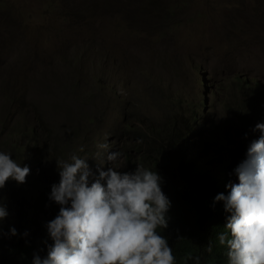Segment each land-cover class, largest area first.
Segmentation results:
<instances>
[{"label": "rangeland", "instance_id": "obj_1", "mask_svg": "<svg viewBox=\"0 0 264 264\" xmlns=\"http://www.w3.org/2000/svg\"><path fill=\"white\" fill-rule=\"evenodd\" d=\"M6 1L0 9V128L4 118L9 126L37 131L33 144L26 140L33 150L25 149L37 156L30 159L35 174L47 172L44 161L53 163L45 136L51 132L64 144L70 126L87 142L82 158L93 173L106 165L104 151L124 149L127 120L159 126L169 120L172 133L182 130L172 120L195 117L200 132L185 135L186 152L217 175L227 153L260 136L253 129L264 123V93H252L239 78L264 86V0H172L169 31L148 26L142 13L126 14L140 0H56L57 11L70 15L58 20L43 18L39 0ZM80 69L89 70L86 80ZM8 135L0 129V151L11 153L3 146ZM123 164L121 152L108 167ZM228 174L238 183L234 169Z\"/></svg>", "mask_w": 264, "mask_h": 264}, {"label": "clouds", "instance_id": "obj_2", "mask_svg": "<svg viewBox=\"0 0 264 264\" xmlns=\"http://www.w3.org/2000/svg\"><path fill=\"white\" fill-rule=\"evenodd\" d=\"M239 82L251 92L264 93L256 87L258 80H253L255 85L240 78ZM192 119L196 123L190 133L200 132L197 119ZM253 131L260 136L253 135L257 139L240 147L237 162L230 167L238 183L229 176L227 195L219 193L214 198V203L223 202L228 214L225 231L217 234L218 244L227 248L226 264H264V123H257ZM120 157V152H108L106 161L115 163ZM86 160L72 154L56 161L59 182L51 186L49 199L60 208L46 224L51 240L46 257L34 253L31 264H176L168 238L161 234L168 227L171 201L161 189L158 173L141 165L133 172L97 165V175ZM29 174L27 165L0 151V189L9 180L25 183ZM8 214L0 201V222ZM8 234L15 236L17 231L10 227ZM207 250L211 252V246ZM195 259L199 264V257Z\"/></svg>", "mask_w": 264, "mask_h": 264}, {"label": "trees", "instance_id": "obj_3", "mask_svg": "<svg viewBox=\"0 0 264 264\" xmlns=\"http://www.w3.org/2000/svg\"><path fill=\"white\" fill-rule=\"evenodd\" d=\"M6 2L0 0V9L6 7ZM39 2L40 7L43 8V18L58 20L70 16L66 12L57 11L56 0H39ZM175 4L172 0L135 1L128 6L126 14H131L129 17L135 18L138 13H142L146 16L148 26L153 25L160 30L169 31L166 26L173 17ZM142 29L147 31L146 28ZM46 32L48 35L52 33ZM80 70V75L86 80L84 75L89 70ZM90 75L92 78L96 77L95 74ZM73 87L79 89L78 81L73 82ZM189 118L172 120L182 128V130L175 129L172 133L169 120L162 126L148 123L147 120L124 122L123 131L127 137L122 142L124 149L118 150L124 155V164L120 171L133 172L136 166L141 165L156 171L161 177V189L171 201L167 213L168 227L162 230L161 234L168 238L169 246L172 247L176 257V264H197L196 257H199V264H226L227 248L218 244L217 234L225 231L224 224L228 214L224 212L223 202L214 203V198L219 193L227 195L230 190L226 188V185L230 184L228 170L237 162V155L235 153L228 155V162L224 163L223 170L218 175L203 162H198L194 155L186 152L188 142L185 134L189 133L191 125L194 126L196 123L195 119ZM188 120L189 124H187ZM74 128L70 126L67 129L69 133L74 131L71 132L73 135H70L71 140L68 136L64 144H60L55 134L51 132L50 135L45 136L47 139L50 137L49 146H52L49 148L51 156L47 159L53 163L44 161L43 170L47 172L41 173L39 169L35 174L36 170H33L30 161L32 156H29L30 152H28L33 148L32 145L26 144V140L33 144L39 134L27 125L9 126L4 118L2 119L1 131L5 130L7 135L11 134L8 135L9 139L5 140L3 146H8V150L12 149L10 153L12 158L22 163V166L27 165L30 174L23 184L18 185L15 181L9 180L10 184L0 193V201L6 205L9 213L7 218L0 222L3 233L0 235V264H31L34 253H38L42 258L46 257V246L51 244L46 224L55 218L60 208L49 199L51 186L59 182L56 161L66 160L72 154H77L80 158L87 155L85 150L87 142L81 139L80 128ZM128 138L134 142L128 143ZM254 139L250 137L247 141L248 145ZM24 140L25 142L22 143ZM78 140H81L82 145ZM81 147L83 151H80ZM25 149L29 150L25 151ZM36 159L37 156L34 155L32 161ZM109 164L106 163L104 170ZM94 174H97L96 171ZM10 227L16 229L17 235L8 236ZM209 246L212 248L211 252L207 250Z\"/></svg>", "mask_w": 264, "mask_h": 264}, {"label": "bare ground", "instance_id": "obj_4", "mask_svg": "<svg viewBox=\"0 0 264 264\" xmlns=\"http://www.w3.org/2000/svg\"><path fill=\"white\" fill-rule=\"evenodd\" d=\"M256 87L258 88V89H261V90H263L264 91V88L262 87V85H260V84H256Z\"/></svg>", "mask_w": 264, "mask_h": 264}]
</instances>
